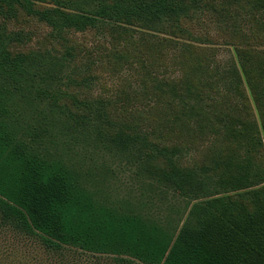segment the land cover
<instances>
[{
	"label": "rangeland",
	"instance_id": "obj_1",
	"mask_svg": "<svg viewBox=\"0 0 264 264\" xmlns=\"http://www.w3.org/2000/svg\"><path fill=\"white\" fill-rule=\"evenodd\" d=\"M64 1L58 4L86 11L120 2ZM177 1L186 13L159 24L108 16L109 26L61 34L20 7L0 12V25L15 35L14 49L66 56L49 77L59 87L35 102V111L28 107L24 138L62 154L99 198L156 217L181 197L171 188L164 192L142 168L150 148L153 165L217 177L248 157L249 135L239 132L246 124L259 131L255 161L264 169V0ZM45 7L57 4H38ZM0 264L141 263L50 247L0 215Z\"/></svg>",
	"mask_w": 264,
	"mask_h": 264
},
{
	"label": "trees",
	"instance_id": "obj_2",
	"mask_svg": "<svg viewBox=\"0 0 264 264\" xmlns=\"http://www.w3.org/2000/svg\"><path fill=\"white\" fill-rule=\"evenodd\" d=\"M48 1L0 0V12L13 13L20 7L38 15L57 34L109 26L108 16L116 19L112 21L123 18L152 25L186 13L184 1L177 0H120L112 7L87 11L53 0L57 7L38 8ZM13 36L0 25V215L4 222L38 235L50 247L111 254L121 262L264 264V186L260 187L264 169L255 161L262 143L259 131L243 126L239 132L249 135L248 157L217 177L203 169L153 165L149 147L147 157L139 160L141 166L157 184L167 187L164 192L171 188L181 197L178 205L169 203V213L161 217L133 206L117 207L84 184L81 173L62 154L46 145L42 148L40 142L34 146L33 134L30 141L22 135L28 107L35 111L34 103L56 89L49 77L55 76L66 56L16 50ZM162 149L163 154L166 147Z\"/></svg>",
	"mask_w": 264,
	"mask_h": 264
}]
</instances>
